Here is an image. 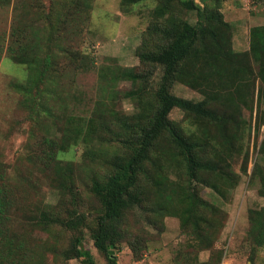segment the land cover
Returning a JSON list of instances; mask_svg holds the SVG:
<instances>
[{"label":"trees","instance_id":"obj_1","mask_svg":"<svg viewBox=\"0 0 264 264\" xmlns=\"http://www.w3.org/2000/svg\"><path fill=\"white\" fill-rule=\"evenodd\" d=\"M142 1L146 0H121V3L132 6ZM152 1L155 6L151 21L136 51L141 70L129 69L123 74L140 87L137 97L131 98L137 113L116 123H109L99 115L87 120L73 117L66 126L56 128L60 136L45 140L39 160L44 171L53 172L49 181L60 191L57 205L46 209L36 207L32 212L22 210L13 198L5 172H0V264H19L9 260L13 250L7 241L16 232V226H30L44 232L54 228V239L66 238L62 248L49 245L61 264L72 260L95 264L93 254L83 245L86 233L106 263L117 264L116 256L110 251L118 253L123 243L127 242L135 253L146 247L143 236L133 232L131 218L160 229L164 227L165 217L178 219L194 255L210 250V260L216 259L217 263L221 260L223 252L214 250V245L225 227L227 214L216 203L204 199L201 191L207 187L219 199H225L237 185L228 159L244 151L241 142L237 145L234 142L240 139L243 130L238 102L251 101L248 108L250 111L253 108L248 79L251 71L244 63L249 56L258 64L256 77L261 85L258 89L261 99L264 25L249 30L248 51L237 53L231 44L232 27L221 12L223 0ZM73 4L72 15L86 6L78 0ZM192 12L196 16L194 23L186 18ZM76 24L79 25L78 20ZM15 34H11L13 39L7 47L8 57L15 63L35 66L36 82H43L56 58L51 54V47H46L40 60L27 59L22 54L19 33ZM69 55L75 69H85L79 54ZM157 67L161 75L156 90L150 95L144 94L146 78ZM219 76L231 78L232 85L237 81L232 94H236L238 102L229 97L227 104L218 105V96L211 91V85ZM200 78L209 89L202 100L184 99L171 92L176 83L196 88ZM142 108L147 110L141 112ZM174 109L190 119L216 127L222 141L217 140V144L208 132L200 135L188 131L170 118ZM229 126L233 131L227 134ZM259 126L260 123L258 129ZM71 146L83 149L79 163H64L58 156ZM258 156L264 161V138ZM247 160L246 152L242 173L247 172ZM251 179L259 181L258 195L264 199V172L260 164L252 168ZM80 184L95 204L80 193ZM19 218L23 219L20 223ZM248 223L246 241L250 245L252 264L255 253L264 249V206L250 210ZM6 245H9L7 250Z\"/></svg>","mask_w":264,"mask_h":264},{"label":"rangeland","instance_id":"obj_2","mask_svg":"<svg viewBox=\"0 0 264 264\" xmlns=\"http://www.w3.org/2000/svg\"><path fill=\"white\" fill-rule=\"evenodd\" d=\"M78 1L86 6L77 15H72L74 0H0V172H5L13 198L24 211L32 212L36 207L46 209V206L57 205L60 199L59 189L50 185L53 172L44 171L39 160L45 140L60 136L57 127L66 126L73 117L87 120L99 115L109 123H116L137 113L133 99L140 87L123 74L129 69H140L136 51L141 35L151 21L155 1L146 0L132 6H123L121 0ZM261 1L223 0L221 12L232 27L234 52L248 51L251 23H264V2ZM186 18L194 23L195 13H188ZM14 32L15 36L19 33L22 54L27 59L40 60L46 47H51V54L56 58L43 82H36L35 66L18 64L8 57L7 47ZM69 54H79L85 69H75ZM244 64L251 71L248 79L251 80L252 111L248 108L251 101L240 103L236 94H232L237 81L232 85L231 78L219 76L211 85L219 106L227 104L229 97L240 104L239 114L243 120L240 139L234 142L235 145L241 142L244 151L228 159L237 177L236 187L225 199H219L207 187L201 191L204 199L216 203L227 214L225 227L214 245V250L223 252L221 260L219 263L216 259L210 260V250L194 255L187 246L188 236L181 232L176 218L165 217L164 227L160 229L131 218L133 232L143 236L146 247L135 253L127 242L123 243L118 253L114 250L112 253L117 264H251L250 245L246 241L248 216L250 210L264 206V199L258 195L260 183L251 179L256 163L264 172V161L258 156L264 138V95L258 98L261 86L256 77L258 64L249 56ZM160 75L161 70L157 67L153 75L146 78L144 94L154 93ZM200 79L196 88L176 83L171 92L184 99L202 100L209 89L205 86L206 81ZM146 110L142 108L141 112ZM170 118L188 131L200 135L210 133L217 144V140L223 139L216 127L190 119L177 109L171 112ZM228 128L227 134L232 133L233 128ZM82 151L81 146H71L58 156L64 163H79ZM246 152L247 172L242 173ZM78 188L95 204L82 184ZM21 220L19 218V223ZM33 228L16 226V232L7 240L13 250L9 260L19 264H61L49 245L62 248L66 238L54 239V228L48 232ZM83 245L93 254L95 264H107L104 256L93 247L88 233ZM253 260L252 264H264V249L258 250ZM67 264L79 263L72 260Z\"/></svg>","mask_w":264,"mask_h":264},{"label":"crops","instance_id":"obj_3","mask_svg":"<svg viewBox=\"0 0 264 264\" xmlns=\"http://www.w3.org/2000/svg\"><path fill=\"white\" fill-rule=\"evenodd\" d=\"M223 13V12H222ZM262 25H264V23L262 24V23H259V24H255V23H251V25H250V27H249V30L252 28V27H257V26H262ZM249 35V34H248ZM248 45H249V40H248ZM249 48V47H248Z\"/></svg>","mask_w":264,"mask_h":264},{"label":"water","instance_id":"obj_4","mask_svg":"<svg viewBox=\"0 0 264 264\" xmlns=\"http://www.w3.org/2000/svg\"><path fill=\"white\" fill-rule=\"evenodd\" d=\"M113 253V251H110V254H112Z\"/></svg>","mask_w":264,"mask_h":264}]
</instances>
